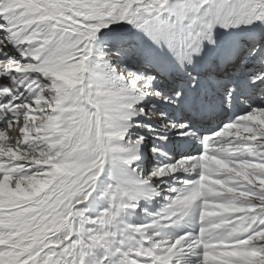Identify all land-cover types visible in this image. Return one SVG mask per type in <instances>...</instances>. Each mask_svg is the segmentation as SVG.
<instances>
[{
	"label": "snow or ice",
	"instance_id": "obj_1",
	"mask_svg": "<svg viewBox=\"0 0 264 264\" xmlns=\"http://www.w3.org/2000/svg\"><path fill=\"white\" fill-rule=\"evenodd\" d=\"M0 264H264V0H0Z\"/></svg>",
	"mask_w": 264,
	"mask_h": 264
},
{
	"label": "bare ground",
	"instance_id": "obj_2",
	"mask_svg": "<svg viewBox=\"0 0 264 264\" xmlns=\"http://www.w3.org/2000/svg\"><path fill=\"white\" fill-rule=\"evenodd\" d=\"M221 120H222V119H221ZM195 148H197V147H195ZM187 150H188V151H193V154L195 153V150L193 149V147H192V148L187 147ZM156 206H158V205H156Z\"/></svg>",
	"mask_w": 264,
	"mask_h": 264
},
{
	"label": "rangeland",
	"instance_id": "obj_3",
	"mask_svg": "<svg viewBox=\"0 0 264 264\" xmlns=\"http://www.w3.org/2000/svg\"><path fill=\"white\" fill-rule=\"evenodd\" d=\"M157 207V206H156ZM155 209V208H154ZM154 209H150V211H153Z\"/></svg>",
	"mask_w": 264,
	"mask_h": 264
}]
</instances>
